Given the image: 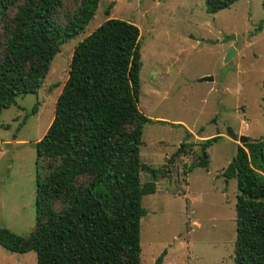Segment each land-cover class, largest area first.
<instances>
[{"label":"rangeland","instance_id":"rangeland-1","mask_svg":"<svg viewBox=\"0 0 264 264\" xmlns=\"http://www.w3.org/2000/svg\"><path fill=\"white\" fill-rule=\"evenodd\" d=\"M63 3L58 21L65 25L80 0ZM110 18L140 29L139 109L164 122L147 124L143 134L145 163L167 175L143 199L142 264H156L165 251L162 264H235L238 184L224 172L240 144L227 130L264 138V0H239L214 15L206 0H101L85 31L61 47L38 95L17 98L1 114L0 228L26 238L35 228L37 177L44 173L36 143L54 120L76 45ZM231 47L237 53L229 65ZM214 136L221 138L204 151V141ZM204 154L208 167L189 171ZM149 180L144 173L143 181ZM0 264H37V254L0 246Z\"/></svg>","mask_w":264,"mask_h":264},{"label":"trees","instance_id":"trees-1","mask_svg":"<svg viewBox=\"0 0 264 264\" xmlns=\"http://www.w3.org/2000/svg\"><path fill=\"white\" fill-rule=\"evenodd\" d=\"M100 1L80 0L63 25V0H0V117L17 98L38 95L61 47L85 31ZM238 1L206 0L207 11ZM141 69V32L126 20L110 18L76 45L54 120L36 143L44 173L35 228L27 238L0 228L7 252H36L37 264H142L143 199L167 172L141 156L145 126L163 122L139 109ZM220 138L205 140L203 150ZM201 157L189 171L208 167ZM224 177L238 184L235 264H264V138L238 145Z\"/></svg>","mask_w":264,"mask_h":264},{"label":"water","instance_id":"water-1","mask_svg":"<svg viewBox=\"0 0 264 264\" xmlns=\"http://www.w3.org/2000/svg\"><path fill=\"white\" fill-rule=\"evenodd\" d=\"M236 39V36L233 35L231 37H225L224 41H222V43H227V42H230V41H233ZM216 43H220V41H217ZM214 43V44H216ZM237 53V50L235 49V47H231L230 51L228 52L227 56H226V60H225V63L226 64H229V65H232L231 61L234 57V55ZM214 78L213 77H205L202 79V81H213ZM227 133H228V136L234 141V142H237L239 143L240 145H245L247 144L250 139L246 136H241L239 134H237L232 128H228L227 130ZM204 158H206V155L204 154L203 155Z\"/></svg>","mask_w":264,"mask_h":264},{"label":"crops","instance_id":"crops-1","mask_svg":"<svg viewBox=\"0 0 264 264\" xmlns=\"http://www.w3.org/2000/svg\"><path fill=\"white\" fill-rule=\"evenodd\" d=\"M218 134H220V133H218ZM215 137V136H214Z\"/></svg>","mask_w":264,"mask_h":264}]
</instances>
